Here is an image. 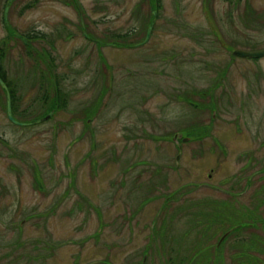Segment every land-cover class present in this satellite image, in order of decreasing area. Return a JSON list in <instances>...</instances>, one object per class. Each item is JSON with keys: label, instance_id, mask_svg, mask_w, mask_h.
<instances>
[{"label": "rangeland", "instance_id": "rangeland-1", "mask_svg": "<svg viewBox=\"0 0 264 264\" xmlns=\"http://www.w3.org/2000/svg\"><path fill=\"white\" fill-rule=\"evenodd\" d=\"M237 1L0 0L15 119L33 124L44 97L9 31L54 42L33 47L55 58L66 106L20 127L0 89V264L249 263L236 254L264 238V57L232 52L264 50V0Z\"/></svg>", "mask_w": 264, "mask_h": 264}, {"label": "trees", "instance_id": "trees-1", "mask_svg": "<svg viewBox=\"0 0 264 264\" xmlns=\"http://www.w3.org/2000/svg\"><path fill=\"white\" fill-rule=\"evenodd\" d=\"M227 1L232 2V4H234L236 0H227ZM237 2H240V1H237ZM152 3L154 5L156 4L158 6V0H152ZM248 11L250 13H248ZM249 14L253 15L252 17L255 16V13L254 14L251 13V8L247 5L246 10L244 11L243 19L245 17L247 18V16ZM8 35H9L10 38H14L16 41H18V42H20L22 44V46H23V48L25 50L26 56H28V57H30V58H32L34 60V69L37 72L36 74L38 75V73L40 72V89L42 90V95L44 97L41 107L44 109L45 113L42 114L41 117H38V118L35 119V121L33 122V125H35L36 121L38 119H42V118L46 117L51 111H54V113H57V111H60V110L66 108V106H65V94L61 90L60 81L58 79V74L56 73V67L54 65L55 58L53 56H51V54H48L47 50H45V53L42 56L39 55V54L35 55L36 49L33 47V42H39V41L40 42H46L53 49L55 48L54 47L55 45L53 44L54 42L49 40L47 38V36H45V35H25V36L22 35V36H24L25 38L28 39V45H26L21 39H19L17 37L18 34L12 33L11 31H9ZM122 39H126V38H122ZM5 47H6V44H4L0 48V78L5 82V84L8 86V89L10 91L11 98H12L13 115H18V113H19L18 107H19V103L21 102V98L17 95L18 88L9 79L8 72H7V70L5 68V65H4L6 56L3 55V51H4ZM33 52H34V54H33ZM43 59L46 60V62L48 63L47 64L48 67L54 68L55 71H54L53 75L47 74V76H46L45 71L42 70V61H43ZM51 68H50L49 71H53V70H51ZM47 80H48V83L46 82ZM54 82H55V85H56V90L54 89ZM0 89L2 91V94H3L4 98H6L5 91L1 87H0ZM6 112H7V104H6ZM257 173H258V175H261L263 173V171L262 172H257ZM251 184H254V183L252 182ZM251 184H249V185H251ZM251 186H248V187H251ZM259 195L262 196L263 204H264V184L260 185L259 189L257 190V196H255V198L257 199L259 197ZM261 204L259 202L258 205H261ZM257 208H258V206H257ZM257 208H256V211H257ZM259 221L264 225V220L263 219H260ZM242 226L243 225L233 226V227L229 228L230 230L229 229L228 230L231 231V233L236 232L234 234L251 231L252 226H249V225L246 226V227H242ZM243 241H245V240L242 239V240L238 241V242H240L242 244H240V247L238 248L239 251H241V252L236 254V261L238 263H240V262H242L243 258L245 260H246V258H249V263L248 264H259L260 262H262V264H264V259L258 258L257 255L253 256L254 254H262V255H264V244H261V242H264V238H262V236H259V235L256 234V235H254V238L251 240V243L249 245L248 244L245 245L246 242L243 243ZM221 245H220V247H221ZM219 248H218V254H217L218 257L220 256ZM189 257L184 258V260H186ZM238 258L240 260H238ZM250 258H253L252 261H250ZM246 261H248V260H246ZM182 264H183V258H182ZM242 264H244V263H242Z\"/></svg>", "mask_w": 264, "mask_h": 264}, {"label": "water", "instance_id": "water-1", "mask_svg": "<svg viewBox=\"0 0 264 264\" xmlns=\"http://www.w3.org/2000/svg\"><path fill=\"white\" fill-rule=\"evenodd\" d=\"M8 10L6 9L5 11V15H4V21H5V25L8 27L9 24H8ZM154 15L156 16V13H154ZM152 28L153 26H151L149 28V31H148V36H147V39L145 40V42H147L149 40V37H150V34H151V31H152ZM19 39H21L26 45H28V39L25 38L24 36H18ZM140 46V45H138ZM236 57H240V58H248V59H259V58H262L264 57V50H260V51H244V50H235L234 53H233ZM0 85L2 86V88L6 91V94H7V113H8V118L9 120L16 124V125H19V126H29L30 124H27V123H20L18 122L17 120H15L14 116H13V109H12V98H11V94L9 92V89L7 87V85L5 84V82L0 78ZM55 86V84H54ZM54 112H51L48 116H46L45 118L43 119H40L36 122V124H39V123H42V122H45L47 121L48 119H50L52 116H53ZM179 139H182V137L180 135H177L175 137V142L178 143L179 145ZM185 140V139H184ZM188 139L185 140V142H187ZM181 157V153L179 154V156L177 157V163L179 165V159ZM229 234V233H228ZM226 234L220 241V244L224 241V239L227 237ZM219 244V245H220Z\"/></svg>", "mask_w": 264, "mask_h": 264}, {"label": "flooded vegetation", "instance_id": "flooded-vegetation-1", "mask_svg": "<svg viewBox=\"0 0 264 264\" xmlns=\"http://www.w3.org/2000/svg\"><path fill=\"white\" fill-rule=\"evenodd\" d=\"M238 1H240V2H237L239 5L242 3V1L243 0H238ZM229 2V1H228ZM231 5H232V2H229ZM245 11V10H244ZM243 14H244V12H243ZM6 27V26H5ZM7 29L9 28V26L8 27H6ZM232 56H233V59L232 60H234V55H233V52H232ZM220 72V71H219ZM218 72V73H219ZM220 74V73H219ZM225 76H227V73H224V74H220V78L221 79H224L225 78ZM0 87L2 88V86L0 85ZM8 87V86H7ZM3 89V88H2ZM4 90V89H3ZM5 91V90H4ZM10 92V91H9ZM5 93H6V91H5ZM6 104H7V94H6ZM12 108H13V106H12ZM176 134V133H175ZM164 137H166V136H164ZM174 138H175V135L173 136ZM129 138H133L132 139V141H134L135 142V138H136V136H131V137H129ZM187 139H189V138H187ZM198 139H200V137H198ZM182 140H183V138L182 139H180L178 142H181L182 143ZM175 141V140H174ZM198 141V140H197ZM158 142H160V141H158ZM176 144H177V148L178 149H180V147H179V145H178V143L177 142H175ZM183 147V145H181V148ZM157 149H160V146H157ZM175 163H176V160H175ZM163 165V164H162ZM161 165V167L156 171V172H151L150 171V174L152 175V174H154L156 177L157 176H159V175H161L162 176V179H163V173L162 172H164L163 171V169H164V167ZM141 167H144L142 170H144L143 172H141L140 174L141 175H144L145 174V172H147V171H149L150 170V166L148 165V162H143V163H141V165H140ZM131 170L132 171H130V170H128L130 173H132V174H135V166L134 167H132L131 168ZM257 173V172H256ZM151 175H150V177H151ZM160 177V176H159ZM161 178V177H160ZM139 179H141L140 177H139ZM138 179V180H139ZM251 180H252V178H251ZM70 181L72 182V179H70ZM160 181H161V179H160ZM133 183H135V185H138V183H136L135 181L133 182ZM132 183H130V185H131ZM160 185V182L159 183H157V184H155V189H157V188H162V187H160L159 186ZM246 190H249V188L247 187L246 188ZM86 202H87V200H86ZM82 205V207L83 206H85L83 203H81ZM142 207H144V205L142 206ZM95 208V207H94ZM98 207H96L95 209H97ZM132 209H134V208H132ZM141 209H139V211H140ZM98 211V210H97ZM133 211H135V210H133ZM99 212V211H98ZM136 214H137V212H133V215L134 216H136Z\"/></svg>", "mask_w": 264, "mask_h": 264}]
</instances>
